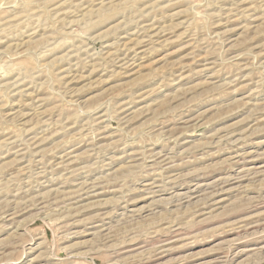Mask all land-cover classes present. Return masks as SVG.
<instances>
[{
    "label": "rangeland",
    "instance_id": "rangeland-1",
    "mask_svg": "<svg viewBox=\"0 0 264 264\" xmlns=\"http://www.w3.org/2000/svg\"><path fill=\"white\" fill-rule=\"evenodd\" d=\"M232 263L264 264V0H0V264Z\"/></svg>",
    "mask_w": 264,
    "mask_h": 264
},
{
    "label": "bare ground",
    "instance_id": "bare-ground-1",
    "mask_svg": "<svg viewBox=\"0 0 264 264\" xmlns=\"http://www.w3.org/2000/svg\"><path fill=\"white\" fill-rule=\"evenodd\" d=\"M230 143V142H229ZM188 146V145H187ZM182 148V147H181ZM167 154V153H166ZM169 164V163H168ZM166 165V164H165ZM241 177V176H240ZM242 179V178H241ZM198 185V184H197ZM198 187V186H197ZM196 187V188H197ZM205 187V186H204ZM207 187V186H206ZM203 189V188H202ZM235 189V188H234ZM198 190V189H197ZM155 192V191H154ZM233 193V192H232ZM194 194V193H193ZM95 197V196H94ZM172 197V196H171ZM211 197V196H210ZM227 199V198H226ZM177 202V201H176ZM229 207V206H228ZM122 213V212H121ZM247 222V221H246ZM257 222V221H256ZM89 224V223H88ZM245 226V225H244ZM255 227V226H254ZM104 231V230H103ZM237 232V231H235ZM254 234V233H253ZM165 236V235H164ZM248 236V235H247ZM234 237V236H233ZM245 237V236H244ZM128 248V247H127ZM239 251V250H238ZM250 251V250H249ZM219 259V258H218ZM211 260V259H210ZM29 263V262H28ZM233 264V263H232Z\"/></svg>",
    "mask_w": 264,
    "mask_h": 264
}]
</instances>
